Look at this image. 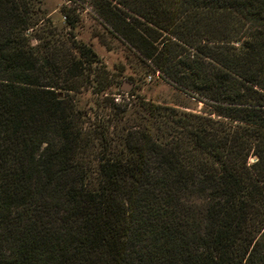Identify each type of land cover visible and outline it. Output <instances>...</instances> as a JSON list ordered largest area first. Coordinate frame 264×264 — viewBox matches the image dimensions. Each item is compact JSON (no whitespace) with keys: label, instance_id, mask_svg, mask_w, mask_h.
I'll return each instance as SVG.
<instances>
[{"label":"trees","instance_id":"trees-1","mask_svg":"<svg viewBox=\"0 0 264 264\" xmlns=\"http://www.w3.org/2000/svg\"><path fill=\"white\" fill-rule=\"evenodd\" d=\"M86 5L201 110L115 100ZM60 11L0 0V264H264V0Z\"/></svg>","mask_w":264,"mask_h":264},{"label":"rangeland","instance_id":"rangeland-1","mask_svg":"<svg viewBox=\"0 0 264 264\" xmlns=\"http://www.w3.org/2000/svg\"><path fill=\"white\" fill-rule=\"evenodd\" d=\"M67 3H70V0H41V8L49 20L50 29L55 33L68 32L60 11ZM87 7H78L81 21L75 29L76 39L90 45L106 69L116 78L115 100L131 101L140 96L152 103L166 104L192 112L201 110L202 102L164 80L158 71L146 73L143 71V64L124 44L112 36H102L100 24ZM125 82L132 83L129 90L124 89ZM81 101L85 109L92 108V96L89 93H85Z\"/></svg>","mask_w":264,"mask_h":264},{"label":"water","instance_id":"water-1","mask_svg":"<svg viewBox=\"0 0 264 264\" xmlns=\"http://www.w3.org/2000/svg\"><path fill=\"white\" fill-rule=\"evenodd\" d=\"M131 86H132V83L125 82L124 89L129 90ZM60 94H61V93H60ZM254 159H255V158H254ZM254 159H253V160H254Z\"/></svg>","mask_w":264,"mask_h":264},{"label":"built area","instance_id":"built-area-1","mask_svg":"<svg viewBox=\"0 0 264 264\" xmlns=\"http://www.w3.org/2000/svg\"><path fill=\"white\" fill-rule=\"evenodd\" d=\"M149 78H150V76H149Z\"/></svg>","mask_w":264,"mask_h":264}]
</instances>
